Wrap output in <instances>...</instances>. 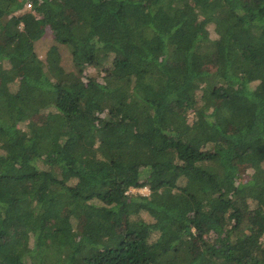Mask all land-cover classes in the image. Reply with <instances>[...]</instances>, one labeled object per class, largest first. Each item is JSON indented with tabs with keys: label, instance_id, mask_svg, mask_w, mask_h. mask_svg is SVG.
Wrapping results in <instances>:
<instances>
[{
	"label": "trees",
	"instance_id": "obj_1",
	"mask_svg": "<svg viewBox=\"0 0 264 264\" xmlns=\"http://www.w3.org/2000/svg\"><path fill=\"white\" fill-rule=\"evenodd\" d=\"M0 264H264V0H0Z\"/></svg>",
	"mask_w": 264,
	"mask_h": 264
},
{
	"label": "rangeland",
	"instance_id": "obj_2",
	"mask_svg": "<svg viewBox=\"0 0 264 264\" xmlns=\"http://www.w3.org/2000/svg\"><path fill=\"white\" fill-rule=\"evenodd\" d=\"M211 30V29H210ZM211 35H213V33H211ZM52 44H55L53 42L52 36H51V31L50 30H46L45 34L43 35V37L36 42L35 44V51L38 54L39 58H41L42 60L45 57V53L47 51V49L49 48V46H51ZM58 51L60 53V64L66 69V70H71L72 67V62H71V57H70V53L69 50L66 46L64 45H58ZM216 63L217 60L215 59V57H208L206 58V60L204 61V67L206 69H208L209 71H212L216 68ZM87 70V69H86ZM95 76H102V73H94ZM246 164L243 163L242 164V169H241V173L240 175L242 176L241 178H245L248 175V170L246 168ZM131 192H140V193H148L147 189L141 188V189H130ZM81 225V226H80ZM80 225L78 224V222L73 221L72 222V226L73 227H81L83 229H86L87 227V223L85 221H82V224L80 223Z\"/></svg>",
	"mask_w": 264,
	"mask_h": 264
},
{
	"label": "built area",
	"instance_id": "obj_3",
	"mask_svg": "<svg viewBox=\"0 0 264 264\" xmlns=\"http://www.w3.org/2000/svg\"><path fill=\"white\" fill-rule=\"evenodd\" d=\"M144 189H147V188H144Z\"/></svg>",
	"mask_w": 264,
	"mask_h": 264
}]
</instances>
